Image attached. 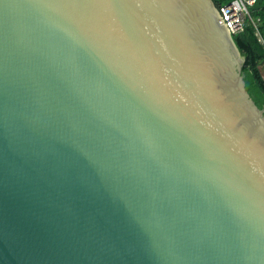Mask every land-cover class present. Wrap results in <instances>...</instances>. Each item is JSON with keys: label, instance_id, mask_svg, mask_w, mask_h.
Masks as SVG:
<instances>
[{"label": "water", "instance_id": "water-1", "mask_svg": "<svg viewBox=\"0 0 264 264\" xmlns=\"http://www.w3.org/2000/svg\"><path fill=\"white\" fill-rule=\"evenodd\" d=\"M212 0H0V264H264V110Z\"/></svg>", "mask_w": 264, "mask_h": 264}, {"label": "trees", "instance_id": "trees-1", "mask_svg": "<svg viewBox=\"0 0 264 264\" xmlns=\"http://www.w3.org/2000/svg\"><path fill=\"white\" fill-rule=\"evenodd\" d=\"M231 1L212 0L217 8ZM248 12L243 30L232 39L244 58L241 76L245 89L255 105L264 110V79L259 71V65L264 62V0H257Z\"/></svg>", "mask_w": 264, "mask_h": 264}, {"label": "built area", "instance_id": "built-area-1", "mask_svg": "<svg viewBox=\"0 0 264 264\" xmlns=\"http://www.w3.org/2000/svg\"><path fill=\"white\" fill-rule=\"evenodd\" d=\"M257 0H232L217 8V16L227 34L233 37L240 33L246 24L251 8Z\"/></svg>", "mask_w": 264, "mask_h": 264}, {"label": "rangeland", "instance_id": "rangeland-1", "mask_svg": "<svg viewBox=\"0 0 264 264\" xmlns=\"http://www.w3.org/2000/svg\"><path fill=\"white\" fill-rule=\"evenodd\" d=\"M259 71H260V74H261L262 78L264 79V62H262L259 65Z\"/></svg>", "mask_w": 264, "mask_h": 264}]
</instances>
